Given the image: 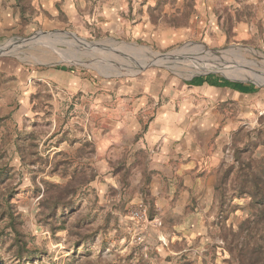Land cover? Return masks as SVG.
Here are the masks:
<instances>
[{"label": "rangeland", "instance_id": "obj_1", "mask_svg": "<svg viewBox=\"0 0 264 264\" xmlns=\"http://www.w3.org/2000/svg\"><path fill=\"white\" fill-rule=\"evenodd\" d=\"M0 48V264H241L236 247L245 264L264 258V221L243 191L250 167L264 187V0H0ZM162 71L165 104L185 101L191 117L208 110L188 86L199 74L254 89L218 107L219 130H232L213 195L166 210L165 238L147 172L95 140L103 107L129 108ZM139 204L147 219L131 215Z\"/></svg>", "mask_w": 264, "mask_h": 264}, {"label": "crops", "instance_id": "obj_2", "mask_svg": "<svg viewBox=\"0 0 264 264\" xmlns=\"http://www.w3.org/2000/svg\"><path fill=\"white\" fill-rule=\"evenodd\" d=\"M164 72L153 75L147 88L136 92L129 108L119 104L103 107L108 113L101 120L103 131L95 138L99 155L109 151L126 154L134 170L147 172L154 213L163 222L157 230L163 238L166 210L181 212L199 191L211 199L222 148L232 130L228 119L219 130L218 107H232V101L245 94L208 75L196 76L188 86L191 91H205L207 97L200 103L208 110L197 117L186 116L185 101L174 111L165 104Z\"/></svg>", "mask_w": 264, "mask_h": 264}, {"label": "trees", "instance_id": "obj_3", "mask_svg": "<svg viewBox=\"0 0 264 264\" xmlns=\"http://www.w3.org/2000/svg\"><path fill=\"white\" fill-rule=\"evenodd\" d=\"M62 69H65L66 67H61ZM226 85L230 86V87H233L241 92H244V93H250L252 92L254 89L247 85V84H244V83H241V82H233L229 79H227L225 82H224ZM239 160V159H237ZM250 171L248 172L249 173V176H251L252 180H249V184L246 188H243V191L244 193L250 195L254 202L258 205L259 209H257V214L255 215V219H251L253 220L252 222L253 223H260L262 221H264V187H260L259 184L257 183L256 179H257V173H259L260 171H254L253 167L251 168L250 167ZM262 171H264V169H262ZM2 171H0V178L2 176ZM229 174H226V176H228ZM72 182V181H71ZM248 182V181H247ZM246 183V181H245ZM71 189H73V186L70 187ZM70 191H68L67 193H70ZM60 200V199H59ZM61 202V201H60ZM60 204V203H59ZM6 205L8 206V209L7 211L4 210V213L6 214V212H8V217H9V221H10V224H11V227H12V230H13V233L17 236L18 238V241H21V236L23 235L17 228V220L19 218L18 215H16V211L14 210V207H13V203H12V199L9 198L8 200H6ZM57 205V203H56ZM3 214V213H2ZM247 221V220H246ZM246 221L242 222L241 225H240V229H243V227L246 225ZM236 252H237V258L239 260V262L241 264H245V254H247L248 252L245 250V248H239V247H236ZM255 250L258 252V248L256 247ZM258 254H261V252H258ZM256 261H260L262 262V264H264V258L261 259V258H258L257 259V256L255 257H251L249 262L247 264H254V262ZM251 262V263H250Z\"/></svg>", "mask_w": 264, "mask_h": 264}, {"label": "water", "instance_id": "obj_4", "mask_svg": "<svg viewBox=\"0 0 264 264\" xmlns=\"http://www.w3.org/2000/svg\"><path fill=\"white\" fill-rule=\"evenodd\" d=\"M71 35H74V34H71ZM73 37H76L75 35L73 36ZM35 37H24V38H18L17 39V43L18 44H29V43H35ZM92 44H94V45H96V43H92ZM89 46H91V44L89 45ZM184 47H181L179 50H177V51H174V52H171V53H167V54H164V58H165V60H166V62L167 63H170L173 59H176L177 57H179V56H182V54H179V52H180V50L181 49H183ZM162 65H164V64H162ZM164 66H166V65H164ZM168 67V66H167ZM202 74V73H201ZM200 75V74H199ZM258 84L259 85H264V80H262V81H258Z\"/></svg>", "mask_w": 264, "mask_h": 264}, {"label": "built area", "instance_id": "obj_5", "mask_svg": "<svg viewBox=\"0 0 264 264\" xmlns=\"http://www.w3.org/2000/svg\"><path fill=\"white\" fill-rule=\"evenodd\" d=\"M131 215L138 219H147V207L143 204H139V206L132 209Z\"/></svg>", "mask_w": 264, "mask_h": 264}, {"label": "bare ground", "instance_id": "obj_6", "mask_svg": "<svg viewBox=\"0 0 264 264\" xmlns=\"http://www.w3.org/2000/svg\"><path fill=\"white\" fill-rule=\"evenodd\" d=\"M51 35V34H50ZM51 40V39H50ZM13 43V41L11 40L10 42H9V44H10V46H11V44ZM9 49V48H8ZM186 49L188 50V48H185L184 47V49H182V50H180V52H179V54H183V55H185V54H187L186 52H184V51H186ZM0 53H3V48H0ZM218 55V54H217ZM150 57V56H149ZM149 59V58H148ZM199 59V58H198ZM150 60V59H149ZM207 62V61H206ZM177 69V68H176Z\"/></svg>", "mask_w": 264, "mask_h": 264}]
</instances>
